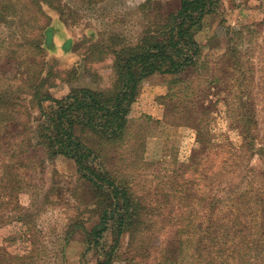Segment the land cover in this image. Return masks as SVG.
I'll return each instance as SVG.
<instances>
[{
    "label": "rangeland",
    "instance_id": "rangeland-1",
    "mask_svg": "<svg viewBox=\"0 0 264 264\" xmlns=\"http://www.w3.org/2000/svg\"><path fill=\"white\" fill-rule=\"evenodd\" d=\"M42 1L18 0V3H27L31 10L35 3ZM47 1L49 5L44 4V11L51 18L55 34L54 49L47 50L50 67L47 70L52 72L47 82L48 93L61 100L81 87L92 90L109 87L110 63L100 59L108 44H112L110 37L115 39L116 45L120 43L116 37L122 36L124 40L126 36L134 37L138 30L133 27L135 18L140 20L142 11L145 12L148 6H157L163 13H170L179 4V0H103L94 5L80 0ZM147 1L151 2L146 4ZM22 6L19 8L26 14V8ZM70 7L74 13H69ZM116 8L122 12L136 10L138 15H121L120 21L113 23L118 17H108L105 12ZM60 12H64L65 21L59 18ZM35 14V21L43 20L40 13ZM197 26L194 37L207 56L210 73L203 74L200 79L195 74L191 77L194 83L189 87L193 91L189 97L177 93V85L170 88L169 81L174 76L152 74L137 86L128 113V136L124 143H105L89 131L83 134L76 130L78 137L102 155L103 166L118 178L130 181L133 196L144 198L142 206L151 209L150 212L155 210L148 215L151 229L146 235L158 234L162 237L160 241L173 231L167 223V213L181 226L185 225L184 220L192 219L193 214L201 217L200 221L209 210L210 196L223 197L226 191L240 193L246 187L247 179L239 180L245 164L264 175V156H249L251 151L246 150L241 123L231 118L236 115L231 107L243 79L245 92L250 95V109L255 113L257 147L264 148L261 144L264 138V0H218L215 12L206 15ZM238 28L242 29V35H234L232 30ZM13 29V33L18 34L12 36L8 28L5 27V31L0 28V55L7 53L12 57L5 67H0L5 71L2 82L6 77L15 81L19 69L15 58L23 51L14 46L23 27L16 22ZM67 38L74 42L70 52L66 53L62 45ZM97 41L103 42L102 46L89 48ZM230 42L235 43L229 47L232 51H228ZM36 55L40 58L38 53ZM240 69L249 74L246 80ZM214 78L218 80L216 90L207 85ZM181 99L192 101L194 110L189 113L183 108L177 111L174 105L178 106ZM41 105L38 108L32 104L29 108L23 101H18L12 109L14 118L6 127L11 136L10 143L22 139L26 126H50L49 117L55 104L44 101ZM197 131H201V138ZM28 134H22L26 139L23 146L28 148L25 156L36 161V173L29 172L25 176L29 190L19 192L18 201L3 200L0 193V264H6L7 260L8 264H16L15 257L18 256L28 264H96L108 252L114 239L112 229L117 223L114 219L106 220L102 234L86 241L85 231L100 223V211L90 212L95 208L92 191L79 178L81 172L73 161L63 155L46 160L44 172L40 173L39 161L46 156L45 148L36 146L37 141ZM232 151H242L243 155L240 159H232ZM92 161L99 163L95 156L89 163ZM229 168L236 173L229 175ZM176 181H182V188L177 189ZM36 189L45 195L34 204L32 194L37 192ZM253 190L248 204L252 212L249 222L255 220L259 226L264 222L261 179L256 181ZM225 201L223 199L215 206L217 213L226 209ZM159 204L160 210L164 209L162 212ZM124 242L125 238L120 237V246L116 254H111L109 264H126Z\"/></svg>",
    "mask_w": 264,
    "mask_h": 264
},
{
    "label": "trees",
    "instance_id": "trees-1",
    "mask_svg": "<svg viewBox=\"0 0 264 264\" xmlns=\"http://www.w3.org/2000/svg\"><path fill=\"white\" fill-rule=\"evenodd\" d=\"M80 1L94 5L103 0ZM147 2L146 4H149L151 1ZM45 3L49 5L47 0H43L41 3H35L34 9H31L43 16V20L38 23L35 21L37 14L31 12L27 3H18V0H0V28L3 31L5 27L8 28L14 36L18 33H13V24L20 22L23 27V30L19 32L21 36L15 39L18 42L14 45L15 49L23 50L19 58L14 57L19 68L15 81L6 77V80L2 82L5 71L3 67L0 68V193L3 194L2 199L18 201V193L29 190L25 176L29 172L36 173V161L29 160L25 156L28 148L23 146L26 139L22 134L27 132L31 135L30 138L37 141L36 146L41 145L45 148L46 156L39 161L40 173L44 172L46 160L63 155L73 161L78 172H81L79 178L92 191L95 208L90 212L100 211V223L85 231L86 241H89L91 236L95 238L102 234L106 220L114 219L117 223L112 229L114 239L108 252L104 259L97 260L96 264L110 263L111 254H116L120 246V237L125 238L123 250L126 264H150L149 260L154 257L158 258L152 264H264V222L259 226L255 224V220L249 222L251 209L248 206L256 181L261 179V184L264 185V175L245 164L239 174V180L242 182L247 179L246 187L240 193L226 191L223 197L210 196L209 210L200 221L201 217L193 214V218L184 220L186 223L181 226L173 222L172 215L167 213V223L172 226L173 231L171 235H167L163 241H160L162 237L158 234L157 236L153 233L146 235L151 229L148 224L150 222L148 215H152L155 210L150 212L151 209H145L142 206L144 198L133 196L131 193L130 181L118 178L111 170L103 166L102 155L96 152L93 145H88L87 141L76 134V130L79 129L83 134L89 131L101 137L105 143H124L125 137L128 136V113L136 97L137 86L141 80L152 74L174 76L169 81L170 88L177 85V93H185L189 97L190 92L193 93L189 90L194 83L191 77L195 74L200 79L203 74L207 76L210 73L207 56L203 54L194 35L202 19L215 12L218 0H179L177 9L170 13H163L157 6L151 8L148 6L145 12L142 11L140 20L133 17L135 18L133 27H138L134 37L126 36L125 40L122 36L116 37L120 42L117 45L115 39L110 37L112 44H108L107 50L103 52L104 57L100 59L102 62L110 63L109 87L101 90L81 87L72 90L63 100L56 99L48 93L47 82L52 72L47 70L50 68L47 50L54 49L55 34L50 22L51 18L44 11ZM20 5L26 8V14L19 8ZM68 11L74 13L71 7ZM63 14L64 12H60L58 16L65 21ZM105 14L108 17H118L113 21L115 23L120 21L118 19L121 15L137 16L138 11L122 12L116 8L110 12L106 10ZM26 15H28L27 18ZM232 31L234 35H242V29ZM101 37L100 40H102ZM73 42L70 38L65 39L62 50L66 53L70 52ZM102 43L93 42L89 48L96 49L102 46ZM234 44L231 43L228 46V51H232L229 47H233ZM11 58L7 53L0 55V67H5ZM241 71L245 73L246 80L249 74L244 69ZM217 81V78L210 79L207 85H211L210 89L216 90ZM243 84L244 80L241 79L231 107L236 115H231V118L241 123L246 150L251 151L249 156L257 154L264 156V148L257 147L255 113L250 109V95L245 92ZM175 94L172 95L175 97ZM19 100L29 108L32 104L41 108L42 102L50 101L55 104V109L49 117L50 126L38 124L35 126L36 130L33 125L26 126L21 134L22 139L10 143L11 136L7 134L6 127L7 123L14 118H12V109ZM174 108H177V111L183 108L186 110L184 112L189 113L194 110L195 105L192 101L181 99L179 105H174ZM185 118L190 119V117ZM197 134L200 138L202 137L201 131H197ZM261 144L264 146V138ZM28 145L30 146V143ZM232 152H234L232 159H240L243 155L242 151ZM94 156L99 159L98 164L94 161L89 163ZM235 173L229 168V175ZM181 183L182 181L175 182V185L178 184L177 189L182 188ZM36 190L37 192L33 191L32 194L34 204L37 200H42L45 195L42 190ZM223 199H226V209L217 213L215 206ZM160 205H158L159 210ZM162 210L164 209L160 212ZM160 212L158 211V214L162 215ZM109 215L112 217L109 218ZM151 224L154 227V224ZM15 260L16 264H28L22 256L15 257ZM8 263L9 260L6 264Z\"/></svg>",
    "mask_w": 264,
    "mask_h": 264
}]
</instances>
